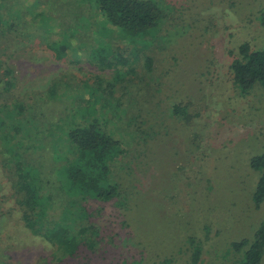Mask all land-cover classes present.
I'll use <instances>...</instances> for the list:
<instances>
[{"label": "rangeland", "instance_id": "1", "mask_svg": "<svg viewBox=\"0 0 264 264\" xmlns=\"http://www.w3.org/2000/svg\"><path fill=\"white\" fill-rule=\"evenodd\" d=\"M20 1L27 20L44 8L55 11L47 22L53 32L48 40L67 32L73 46L58 62L36 41L8 61L19 85L9 102L34 105L23 128L30 136L26 143L37 146L27 153L30 159L45 163L46 178L54 177L52 158L42 149L58 136L46 140L50 129L61 135L69 129L72 106L78 124L96 123L128 152L112 169L129 198L126 209H91L110 235L124 232L117 242L109 238L102 244L106 253H97V263L192 264L194 239L202 249L198 264H239L246 248L238 253L233 243L253 240L264 221V202L259 209L253 202L260 173L250 166L252 158L264 154V88L257 84L242 96L230 65L242 44L264 48L259 21L264 0H154L163 18L147 44L142 39L131 43L116 28L108 27L109 37L90 29L70 31L72 23L61 20L57 10L71 12L82 24H88L86 16L103 20L86 0H55L50 9L46 0ZM108 40L115 55L107 48L96 54L93 48ZM101 59L114 67L101 66ZM54 84L57 96L52 98ZM179 104L187 108L175 114ZM4 117L16 122L14 115ZM6 149L0 141V260L36 264L51 257L54 248L21 221L13 173L3 162Z\"/></svg>", "mask_w": 264, "mask_h": 264}, {"label": "trees", "instance_id": "2", "mask_svg": "<svg viewBox=\"0 0 264 264\" xmlns=\"http://www.w3.org/2000/svg\"><path fill=\"white\" fill-rule=\"evenodd\" d=\"M16 1L20 0H0V141L7 148V156L3 162L13 173L11 179L13 194L21 213V221L33 236L41 238L54 248L51 257H44L36 264H70L69 261L98 264L101 258L97 253H106L102 244L105 245L109 238L117 242L118 236L122 238L124 232L121 228L120 232L110 231L112 233L110 235L108 230L100 225L91 209L96 205H102V210L108 205L126 209L125 200L128 201L129 198L112 176V169L116 160L126 156L128 152L122 151L119 142L107 135L96 123L91 121L85 124L80 121L78 124L76 119L78 110L72 106L68 115L71 118L67 124L69 129H64L63 135L55 134L54 130L50 129L46 140L48 137L58 136L56 140L51 141L49 147L44 145L42 149L49 152L52 158L54 177L46 178L43 171L45 163H36L30 159V154L27 153L36 150L37 146L26 143L29 142L30 136L29 133H24L23 128L31 119V114L29 117L25 115L34 105L28 100L9 102L19 85L15 70L8 61L16 60L17 54L21 51L32 49V44L36 41L41 45V51L51 53L58 62L67 58L73 46L67 32L61 33L60 39L48 40L49 34L53 32L47 22L51 21L55 11L44 8L38 11L33 19L27 20L24 18L26 16L24 4L20 6L22 1L18 3ZM53 2L56 1L46 0L48 9L52 7ZM86 2L96 7L103 20L101 23H96L91 20L92 17L86 16L88 24H82L74 20L71 12L67 14L61 8L56 14H59V18L64 22L72 23L70 31L79 28L86 32L90 29L91 32L109 37L113 31L108 27L116 28L131 43L142 39L147 44L148 36L163 18L161 7L154 0H86ZM259 21L264 29V10L260 12ZM38 23L42 28L37 26ZM101 24L106 25L101 28ZM110 45V40L99 42L93 49L95 53L98 49L109 50ZM81 46L76 47V50L82 49ZM114 50V48L109 50L111 55H115ZM238 53L239 57L230 65V73L235 89L242 96H246L257 84L264 88V48L253 50L249 43H244L239 47ZM114 59L121 64L128 63V58ZM146 62L148 66L149 64L152 66L150 59H146ZM100 65L107 68L114 67L110 63L104 65L102 59ZM120 77L121 75L118 76ZM55 86L57 84L49 88L52 98L57 96ZM31 97L34 99L33 96ZM97 101L93 102L94 106ZM186 108L182 104L176 105L174 113L180 114ZM7 115H14L16 122L7 123L4 117ZM7 128L10 130L7 131ZM20 148L24 149V152H21ZM250 166L252 170L260 173L253 197L255 208L259 209L264 202V154L252 158ZM114 246L118 247L119 244ZM232 246L238 253L246 248L239 264H262L264 221L253 240L245 239L233 243ZM190 247H192V264H198L202 252L201 246L191 239ZM12 263L0 260V264Z\"/></svg>", "mask_w": 264, "mask_h": 264}]
</instances>
